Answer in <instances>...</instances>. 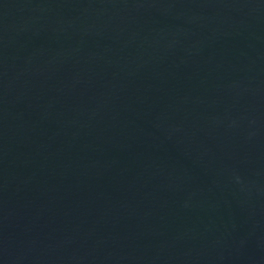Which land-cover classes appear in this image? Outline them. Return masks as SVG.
<instances>
[{"label": "water", "instance_id": "obj_1", "mask_svg": "<svg viewBox=\"0 0 264 264\" xmlns=\"http://www.w3.org/2000/svg\"><path fill=\"white\" fill-rule=\"evenodd\" d=\"M0 264H264V0H0Z\"/></svg>", "mask_w": 264, "mask_h": 264}]
</instances>
